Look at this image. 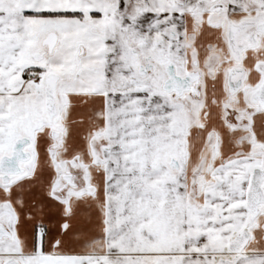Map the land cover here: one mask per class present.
<instances>
[{"label": "snow or ice", "instance_id": "obj_1", "mask_svg": "<svg viewBox=\"0 0 264 264\" xmlns=\"http://www.w3.org/2000/svg\"><path fill=\"white\" fill-rule=\"evenodd\" d=\"M0 264H264V0H0Z\"/></svg>", "mask_w": 264, "mask_h": 264}]
</instances>
